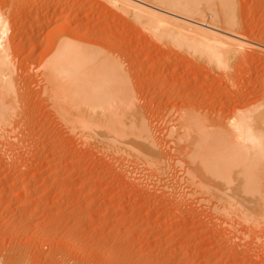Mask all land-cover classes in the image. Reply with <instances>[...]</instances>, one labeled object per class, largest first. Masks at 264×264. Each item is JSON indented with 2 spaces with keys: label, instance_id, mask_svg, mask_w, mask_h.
Here are the masks:
<instances>
[{
  "label": "rangeland",
  "instance_id": "374dc122",
  "mask_svg": "<svg viewBox=\"0 0 264 264\" xmlns=\"http://www.w3.org/2000/svg\"><path fill=\"white\" fill-rule=\"evenodd\" d=\"M48 1L51 0H37L38 12L46 11ZM61 1L53 0L49 9H54ZM234 1L237 32L244 37L239 39L255 48L244 53L243 58L234 61L233 67L226 71L202 54V58L199 53L194 57V47L189 43H182L185 45L182 47L181 42H177L181 47H176L175 41L168 40V36L158 38L150 28L148 30V25L145 27L144 23H136L129 16L114 12L108 4L74 0L76 6L83 4V17L89 11L80 33H88L87 40H93L91 47L103 51L112 49L110 62L115 65L105 63L111 69L116 67L114 72L119 69L123 78L119 77L122 84L120 80L117 83L120 82L125 92L121 91L120 96L123 94L122 100L126 102L123 104L119 97L122 108L114 101L111 104L116 105L119 114L129 109L119 115L121 120L125 118L123 123L133 124L137 117L135 124L145 123L148 128L143 127L153 132L152 136L155 133L153 138L150 135L155 139L152 142L163 146V149L162 146L157 148L164 150L162 156L168 161L165 163L164 157H160L163 158H159L161 163L164 160L163 166L166 164L161 168L169 170L162 172L159 164L156 173L154 168L149 169L150 165L140 163L141 156L136 159V155H140L137 149L127 146L120 153L118 145V151L112 147L115 153L109 140L97 133L85 136L77 121L79 125L67 126L63 118L56 115L48 104L49 92L42 85L41 77H36L42 71L43 59L49 54L50 45L44 38L43 46L36 51L41 49L34 52L33 61V56H29V63L25 65L26 71L31 72L22 75L23 79L27 75V82L37 81L27 84L25 80L27 88H22V95L28 92L24 95L29 97V100L23 97L24 105L30 103V107L23 105L22 108L38 107L29 114L23 112L24 116L35 119L24 118L28 120L26 124L19 127L16 124L17 128L14 126L16 129L5 139L4 146L0 144V264H264L263 234L227 229L216 219L215 199L209 197V192L202 191L211 189L213 183L206 178L192 179L193 174L198 176L191 169L195 163L177 152L176 141L180 144L184 141L175 139L174 143V138L183 132L177 120L190 107L195 106L194 110L202 115L216 116L217 112L226 119L234 108H246L264 99V0ZM105 28L109 30L104 32ZM27 53L21 52L22 57L30 54ZM230 72L233 78L228 77ZM224 74L228 78L224 79ZM109 106L107 109H115ZM139 120H143L142 124ZM27 122L35 126L31 128ZM215 127L216 124L210 125L207 130ZM32 135L34 139L29 142L27 138ZM186 171H191L192 176ZM188 177L193 181H188ZM19 192L21 197L12 200Z\"/></svg>",
  "mask_w": 264,
  "mask_h": 264
},
{
  "label": "bare ground",
  "instance_id": "6f19581e",
  "mask_svg": "<svg viewBox=\"0 0 264 264\" xmlns=\"http://www.w3.org/2000/svg\"><path fill=\"white\" fill-rule=\"evenodd\" d=\"M36 2L37 0H0V144L4 146V143L6 142L5 139L10 138L11 133L17 128L16 124L19 127L20 124H26L24 122L30 120L31 117L34 118V116L30 115V118L28 115L25 117V113H23H28L31 110L35 111L38 107H33L34 109L31 108V110H24L26 105L30 107V103L24 105L23 102L27 99L25 95L28 94V92H26V94L24 93L25 95H22L24 90L22 89L23 86L27 88V85L25 86L27 75L24 79L22 78V75L26 74V72H31L26 71L25 65H28L29 59L35 54L34 52L36 49L43 46L42 44L45 42V38L48 45H50L48 46L50 48L49 54L45 60L43 59L44 64L42 68L38 65L39 69H42L40 75L37 73L39 76H35L41 77V79L39 78L43 81V84H41L45 85V88L50 95V101L48 104H50L56 115L59 114L67 126L80 124L79 126L81 129L79 128V130L85 132V136L88 135V137H90L89 135L91 134H99L103 137L102 139L109 140L110 148L115 147L118 151L120 147L119 152H123V148L126 147L127 149V146L137 149L140 155H136V159L141 156L142 162H140V160L138 161L142 164L145 163L143 165H150L149 169L150 167L155 169L159 164L162 166H157L158 168L164 167L166 165L165 163L168 162L165 159V156H162L164 150L161 151V148H159V151L157 148L160 146H157L159 143L155 142V145L152 142L153 140L155 141V139H151L153 132H148V127L145 123L143 125L147 128L143 127V125L140 126V124L137 125L138 120H135V118L139 119L137 117H134V121L137 123L135 124L133 121V124H130L129 122L130 125L122 122L125 118L123 120L119 118L123 111L119 114L116 110V105L119 104V106H117L121 107V104L125 100H122L121 96L123 94L120 96L122 87L120 82L117 83V81L123 78L121 77L119 69L114 72L113 70L116 67L114 69H111V66L108 67L109 62L112 59V53H110V50L112 49L103 51L102 49L99 50L100 48L91 47L93 45V38H90L92 41L89 39L87 40L86 35L88 33H80L85 25L83 23L88 17L87 14L89 13V9L86 10L88 13L83 12V17V14L81 13L84 11L83 4L80 3L76 6L74 0H64L63 2L56 3L58 5L50 10V6H53V0H51L48 1V7L44 8H47L46 11L38 12V4ZM97 3H100L101 5L108 4L107 6L113 9L114 12L125 14L132 18V20L136 21V23H144L145 27L148 25L147 28L148 30L150 28L151 33L152 31L154 32L153 35L157 34L158 38L168 36V40L172 39L173 42L175 41V43H173L174 45H177L180 42V45H182V43H189V45L194 47L192 48L196 52L192 51L194 52V54L192 53L193 56L199 53V57L203 55L205 58H209V60L219 64L226 71L227 69L230 70V67H233V62L241 58L244 53L246 54V52L255 48L250 45L251 43L248 44V41H241L244 37H240L241 35L239 34V31L237 32L239 26L235 13L234 0H97ZM208 20H210L209 23ZM47 28H49L48 31L45 30ZM100 29L98 31H101ZM107 29L105 28L104 32H106ZM243 31L245 32V30ZM102 32L97 33H101V36ZM41 34H46V37ZM159 34L161 37H159ZM239 38L242 39L240 40ZM80 43L85 47H82ZM165 43L167 45L166 40ZM256 43H258V41H256ZM179 46L177 45L176 47ZM183 46L185 45H182V47ZM27 47L28 49L32 48L31 50H28ZM87 47H90L92 50ZM26 49L27 51H25ZM96 49H98V51ZM93 50H96L97 52H94ZM21 52H28L30 54L28 55L27 53L28 56H24V58L22 57L23 54L21 55ZM20 56L23 59H21ZM31 59L33 61L34 56L33 58L31 57ZM36 61L37 60H35V62ZM105 62H108V65ZM91 63L94 67L93 65L91 66ZM113 63L110 62V65ZM113 73H116L117 75H114ZM229 74L228 77L233 78L231 72ZM115 76L118 77L116 78ZM30 77L34 80L36 78L32 76ZM119 77L121 78L119 79ZM228 77L225 75L224 79ZM114 79L117 80L115 81ZM23 81L24 84L22 85ZM31 82H29V84L34 83ZM122 83L123 81L121 84ZM116 86H118V89L114 88ZM119 87H121V89ZM122 93L125 92L122 91ZM118 98L121 99V104ZM27 100H29V97ZM113 101L116 104L114 107L113 104H111ZM25 103H27V101ZM204 103H206L205 100ZM23 105L25 108H22ZM107 105L108 107H110L109 105H112L115 109H107ZM194 107L195 106L190 107L189 109L192 108L191 111L188 112V109L186 111L187 113L184 112L185 115H182L179 120H177L178 123H180L181 126H179L183 132L181 135L180 132L177 138L174 136V143L176 141L175 139H178L179 142L184 141L183 143L185 144H180L176 141L175 144H177L176 146L178 147H176V150L195 163L194 166L192 165L193 167H191V169H193L198 176L194 174L192 176L191 171V173L188 171H186V173H190L191 175H189L195 180L198 178H206L211 184L213 183L212 186L218 189H212V186L209 184L211 189L206 188V190L202 189V191H205L206 194L209 192V197L213 198L212 200L215 199L216 203L214 202V206H217V211L215 209L217 215L215 217H217L216 219L219 221H222L227 229H234L237 231L242 229L241 231H248L247 234L251 231L257 234H263L264 236V180L263 182L261 181L264 179V173L262 174L260 172L264 171V99H261L257 104L253 103L248 107L245 106L246 108H234L232 114H227L229 117L225 116L226 119L222 118L224 117L221 116L222 114L217 115V112L216 116H210V114L207 115L204 111L205 114L202 115L200 114L201 112L194 110ZM220 109L224 110V108ZM48 110L53 113L49 108ZM128 110L123 113L125 114ZM33 111L29 113H32ZM75 112L76 114H74ZM129 113L128 115H130ZM124 114H122L123 117ZM27 117L29 119L24 121V118ZM77 118L78 120H76ZM34 119H31L30 122H34ZM143 120L139 121L141 122ZM76 121L79 124L76 123ZM30 122L27 123L28 125H31L32 128L36 121L33 125L30 124ZM214 124L217 126L215 129L213 128L212 131L207 130L208 126L210 127V125L213 126ZM14 126H16V128ZM150 128L149 130L152 129ZM83 132L81 133L83 134ZM26 137L27 136L24 138ZM32 137L34 136L32 135L30 138H27L29 139V142ZM111 144L113 146H111ZM120 145L125 146L121 148ZM112 149L114 150V148ZM114 152L116 153L115 150ZM134 154L135 152L133 155ZM126 155L128 154L126 153ZM160 157H164V166L162 164L164 160L162 163L159 161ZM160 159L162 160L163 158ZM184 163H187V160H185ZM167 166H169V164ZM261 168L263 170H260ZM154 169H152V171ZM162 169L163 168H161V170ZM167 169L168 168L163 169L162 172H165V170L167 171ZM189 169L190 167H187V170ZM155 171L158 173L159 169H155ZM258 176H262L263 178H259ZM192 179L188 177V181H193ZM259 179L261 180L259 181ZM199 181H197V183ZM260 182L262 183L260 184ZM200 186H202V184ZM20 197L21 192L12 197V200H18ZM187 197L189 198V196ZM220 203H222V205H220ZM235 217H237L238 220H236ZM244 236L247 235L244 234ZM258 240L259 239H257V241ZM263 243L264 242H262V244ZM5 264L7 263L5 262Z\"/></svg>",
  "mask_w": 264,
  "mask_h": 264
}]
</instances>
